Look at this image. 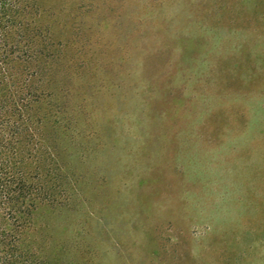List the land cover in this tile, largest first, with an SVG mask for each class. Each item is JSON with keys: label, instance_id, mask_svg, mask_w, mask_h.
Returning a JSON list of instances; mask_svg holds the SVG:
<instances>
[{"label": "rangeland", "instance_id": "374dc122", "mask_svg": "<svg viewBox=\"0 0 264 264\" xmlns=\"http://www.w3.org/2000/svg\"><path fill=\"white\" fill-rule=\"evenodd\" d=\"M24 6L56 60L42 264H264V0Z\"/></svg>", "mask_w": 264, "mask_h": 264}, {"label": "trees", "instance_id": "16d2710c", "mask_svg": "<svg viewBox=\"0 0 264 264\" xmlns=\"http://www.w3.org/2000/svg\"><path fill=\"white\" fill-rule=\"evenodd\" d=\"M24 7V0H0V264H42L27 241L34 212L49 197L42 182V160L47 172L52 161L42 148V83L56 60L44 52L48 42L22 24ZM47 104L53 113L55 104Z\"/></svg>", "mask_w": 264, "mask_h": 264}]
</instances>
